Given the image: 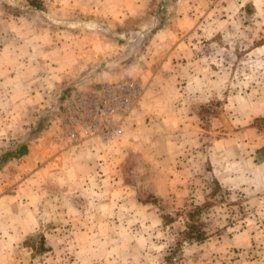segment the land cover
<instances>
[{
	"label": "rangeland",
	"instance_id": "obj_1",
	"mask_svg": "<svg viewBox=\"0 0 264 264\" xmlns=\"http://www.w3.org/2000/svg\"><path fill=\"white\" fill-rule=\"evenodd\" d=\"M124 2L0 0V264H121L113 250L153 232L151 222L125 225L121 215L143 213L147 204L161 218L154 234L165 242V264L207 263L197 247L222 233L215 219L245 212V198L223 188L214 172L220 165L203 154L222 130L233 136L237 116L264 107V0H140L143 12L121 9ZM169 37L176 51L165 63L168 48L159 43ZM124 77L140 80L144 92L121 133L105 143L71 142L64 127L70 97ZM162 107H188L186 120L197 128L185 138H200L199 158L167 162L182 173L177 183L142 160L148 149L113 150L133 117L163 132L155 128ZM256 122L264 126V118ZM183 130H172L171 141L181 144ZM22 144L28 151L13 156ZM191 164L193 176L185 173ZM161 183L160 194L151 190ZM126 184L132 193L119 194ZM126 195L132 207L115 208ZM147 259L133 256L135 264Z\"/></svg>",
	"mask_w": 264,
	"mask_h": 264
},
{
	"label": "crops",
	"instance_id": "obj_2",
	"mask_svg": "<svg viewBox=\"0 0 264 264\" xmlns=\"http://www.w3.org/2000/svg\"><path fill=\"white\" fill-rule=\"evenodd\" d=\"M124 1L123 5H121L122 7H120L121 9L129 11L133 7H137L143 12V9L138 4L140 0ZM167 29V31L171 30L170 27ZM167 31H164L166 32L164 36L168 35ZM162 44L163 47L168 48L165 56H163V61L171 63L175 55L176 45L172 42L171 37L159 43L160 46ZM157 59V67L160 69L162 68L160 67V63H163V61L159 62L158 57ZM186 76L190 77V74L187 73ZM162 108L164 109L163 113L158 116V127L155 126V128H160L163 132L158 129V132H156L153 126L145 123L135 125V123H141V116L143 115L138 116L140 119L137 117L134 120L135 117H133L126 130V138L124 137L121 141L113 143V150L119 153L123 151L121 146L128 151L131 149L136 151L140 147L148 149V154L143 155L145 160L143 158L142 160L151 161L150 163L157 168L159 175L174 176L172 181L173 183H177V177H180L182 173L176 170V166L174 170L173 165L167 164V162L169 160H176L177 158L180 159L181 157L184 158L188 154H192L194 160L195 156H198L196 155L198 152H196L197 150L194 147L198 146V139L200 138L198 137V133L189 134L188 140L185 138L187 135L185 132H190L192 127H196L194 123L186 120L188 117L185 112L188 110V107ZM262 118H264V107H252L245 116H237L236 120L232 121L237 126V130L234 131L232 137H230V133L222 130L223 135L215 143L212 140L211 145L209 144V147L204 148L205 153L202 154L205 156V160H209L214 166L220 165L219 172L215 168L214 172L218 175V180H220L223 188L228 189V193H237L245 198L244 206H242L245 212L242 217H238L234 216V213L230 211L227 215L215 219L213 224L218 225L223 230L219 235L213 234L208 236L205 242L201 243V247H197L205 248L208 255L207 263L201 261V264H264V126L258 127L256 122ZM226 122L230 126L231 121L227 119ZM180 124L184 129L182 133L180 132L183 136L181 144L172 142L170 139L173 136L170 135V132L172 130L176 131L178 126L180 127ZM223 124L224 122H222ZM146 130L148 134L152 131L156 135H144L141 141H134L138 139V133H145ZM177 141L179 142L178 138ZM186 144L190 146L187 148ZM115 145H118L119 148ZM231 145L233 151L237 149V154L234 155L235 152H232L233 155H231ZM126 146L130 147V149ZM30 149L32 150V146ZM100 149L103 148L100 147ZM86 154L89 156V154L93 153L91 151V153L86 152ZM194 167V164H191L189 171L187 170L188 172L185 173L193 176V174H196ZM47 168L49 167L47 166ZM164 184L162 185L161 183V185L156 186L157 188L152 187L151 190L160 194ZM117 188L116 190H120L118 191L119 194H123V192L132 193L133 186L126 184ZM126 196L122 204H120V200L118 203L116 201L115 208L126 210L132 207L134 199L132 196ZM115 198L113 196V199ZM113 203H115L114 200ZM231 206L232 204L226 207ZM121 220L127 221L125 225H131L140 221L151 222L153 232H148L147 235L145 234V237L144 235L139 236L140 234L138 233H136L137 236H134L132 235L133 232L129 231V227H126L125 232L131 233L133 236L132 241L125 238V242L121 244L118 250H113V257H116V262L135 264L133 256L140 253L148 257L147 262L144 264H153L154 261L157 264H165V242L158 240L157 235L154 234V230H156L154 226L159 227L161 224V218L155 206L147 204L146 210L143 213L134 214L132 211L129 214L124 213L121 215ZM115 236L116 240H124L121 236ZM115 260L113 259V261Z\"/></svg>",
	"mask_w": 264,
	"mask_h": 264
},
{
	"label": "built area",
	"instance_id": "obj_3",
	"mask_svg": "<svg viewBox=\"0 0 264 264\" xmlns=\"http://www.w3.org/2000/svg\"><path fill=\"white\" fill-rule=\"evenodd\" d=\"M144 92L140 80L124 77L95 91L74 93L64 107L65 135L71 142L96 138L108 142L121 133L124 120Z\"/></svg>",
	"mask_w": 264,
	"mask_h": 264
},
{
	"label": "trees",
	"instance_id": "obj_4",
	"mask_svg": "<svg viewBox=\"0 0 264 264\" xmlns=\"http://www.w3.org/2000/svg\"><path fill=\"white\" fill-rule=\"evenodd\" d=\"M28 151V145L22 144L16 150L12 151V155L15 157H19L25 154Z\"/></svg>",
	"mask_w": 264,
	"mask_h": 264
}]
</instances>
